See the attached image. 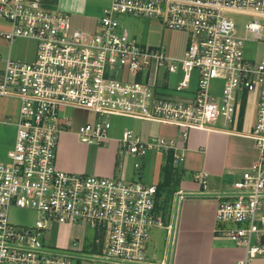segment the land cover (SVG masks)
<instances>
[{"label": "built area", "instance_id": "2783aa9c", "mask_svg": "<svg viewBox=\"0 0 264 264\" xmlns=\"http://www.w3.org/2000/svg\"><path fill=\"white\" fill-rule=\"evenodd\" d=\"M126 14L157 17L187 31L184 55H169L163 43H140L120 18ZM232 14L253 18L239 25ZM0 16L12 22L0 36L38 42L31 61L0 54V97L19 101L16 117L1 121L16 131L6 160H0V264H73L83 257L45 243L44 232L55 222H88L103 248L92 257L110 264H153L148 246L157 227L168 230L173 244L176 217L163 222L158 184L58 166L60 135L72 131L67 108L96 113L95 121L77 130L89 144L111 139L112 116L179 128L177 136L147 138L126 128L117 138L121 168L127 156L160 150L180 172L192 128L251 137L258 158L230 189L216 193L217 233L244 250L235 264H264V52L246 55L248 41L264 42V0H110L95 29L74 26L69 12L45 0H0ZM171 73L178 74L177 85L170 84ZM215 79L222 81L217 94ZM249 92L257 95L254 125L250 132L237 131L231 124ZM209 175L197 174L205 191ZM12 207L34 209L38 217L21 225L10 218Z\"/></svg>", "mask_w": 264, "mask_h": 264}, {"label": "crops", "instance_id": "0c3cea01", "mask_svg": "<svg viewBox=\"0 0 264 264\" xmlns=\"http://www.w3.org/2000/svg\"><path fill=\"white\" fill-rule=\"evenodd\" d=\"M45 2L51 7L69 12L71 17L80 16L89 29L97 25L101 16L95 13L97 5H89L88 0ZM106 7H103V11ZM12 126L14 139L16 128ZM178 134L179 131L171 136ZM116 140L112 138L115 143L111 141L110 145L96 147L83 142L77 131H64L60 137L59 167L89 174L116 175L119 166ZM185 147L186 158L182 170L190 176L184 179L178 176L175 185L170 187L172 202L175 204V238L171 247L165 239L164 250L159 252L156 248L148 252V258L153 264H235L243 258L244 250L217 233L216 193L230 189L232 182L242 177L244 171L258 158L259 151L251 137L220 129H198L191 136L189 133ZM201 170L210 172L206 191L197 178ZM153 240L151 237L150 242L154 246Z\"/></svg>", "mask_w": 264, "mask_h": 264}, {"label": "rangeland", "instance_id": "374dc122", "mask_svg": "<svg viewBox=\"0 0 264 264\" xmlns=\"http://www.w3.org/2000/svg\"><path fill=\"white\" fill-rule=\"evenodd\" d=\"M89 5L95 3L98 9L95 10L97 15H103V7L110 4V0H88ZM100 7V9H99ZM90 12V11H89ZM122 22L129 29L131 35L135 37L142 44L159 45L161 43L167 46V52L169 55L181 57L184 55L185 49L189 41V33L183 30H177L167 27L164 22L157 17H143L134 15H120ZM239 25H242L245 21L252 19L253 16L232 14L231 15ZM74 26L86 28L85 21L81 20L80 16L72 15ZM90 27V26H89ZM96 26H92L91 29H95ZM12 29V22L6 18L0 16V31H8ZM38 49V42L34 38L18 36L13 41L0 36V54L6 58L11 56L13 58L23 59L31 61L36 57ZM264 52L263 41H248L246 45V55L248 57H260ZM2 61H0V64ZM178 74H170V84L172 86L178 83ZM215 94L219 93L222 87V81L219 79L213 80ZM256 93L249 92L247 96V102L242 111L236 116V120L231 124V128L237 131L250 132L254 125L256 116ZM19 110V101L14 97H0V119L11 116L15 118ZM66 112L73 117L72 131H77L80 124L95 121L97 118L96 113L84 110L67 108ZM243 117V124H240V119ZM112 127L110 128L111 139L102 143L103 145H110L112 138H118L122 135L126 128L132 129L137 135L147 138L150 135L171 136L178 132L179 128L175 125L168 123H159L149 120H143L140 118H132L128 116H112ZM240 125H243L240 127ZM198 130L192 128L189 130L190 136L192 133ZM14 127L12 124H4L0 122V160H6V151L12 147L14 143L13 139ZM71 132V131H69ZM62 134V133H61ZM61 137V135H60ZM80 138V137H79ZM112 141V142H111ZM117 141V140H116ZM115 143V142H114ZM94 144L96 147L99 144ZM117 149L119 147L118 142ZM60 146V140H59ZM59 146L57 150V164L59 166ZM100 146V145H99ZM124 155L118 153V172L117 174L123 175L129 181H142L145 183H156L158 185L163 184V181L167 179L169 172L172 175V180L176 179L177 174L181 179L187 178L190 175L185 171L175 170L171 163H165V154L162 151H150L145 156L134 158L127 156L125 159L127 166L121 168ZM138 160L141 163L140 167H135L134 162ZM177 172V174L174 172ZM166 167V169H164ZM173 171H172V170ZM173 173V174H172ZM194 177V175H193ZM165 178V179H164ZM173 182V181H172ZM172 186L175 183H171ZM171 186V187H172ZM171 188L163 186L160 196L158 197L159 213L162 215L163 222L168 224L173 221V209L175 204L172 202ZM174 207V208H173ZM38 217V212L30 208L12 207L10 209V218L21 224L31 225ZM166 228H154L152 230V239L154 238V246L149 244L148 252L158 249L159 252L164 250L166 240L171 247V241L169 238L168 230ZM98 234L94 227L88 222H55L51 229H47L44 232L43 239L46 244L61 248L70 249L74 253L83 255L79 259L75 258L73 264H104L102 260L93 258L92 256L101 254L103 248L101 244L96 240ZM166 239V240H165ZM77 243L75 244V241ZM156 242V244H155ZM159 247V248H158ZM151 249V250H150Z\"/></svg>", "mask_w": 264, "mask_h": 264}, {"label": "trees", "instance_id": "16d2710c", "mask_svg": "<svg viewBox=\"0 0 264 264\" xmlns=\"http://www.w3.org/2000/svg\"><path fill=\"white\" fill-rule=\"evenodd\" d=\"M171 167H172V165H171ZM172 169H173V167H172ZM172 169H171V170H172ZM173 170H174V169H173ZM173 170H172V171H173ZM174 172H175V170H174ZM175 173L177 174V172H175ZM172 174H173V173H172ZM166 176H168L167 179H166V181L164 180L162 186L160 185V187H159V190H158V191H159V192H158V197L160 196L161 189H162L163 186H166V187L168 186V187L170 188V187L172 186L171 183H173V182L175 183V181L178 179V174H177V177H176L177 179H174V180H172L173 178H172V175L170 174V172H169V174L166 175ZM172 181H173V182H172Z\"/></svg>", "mask_w": 264, "mask_h": 264}]
</instances>
